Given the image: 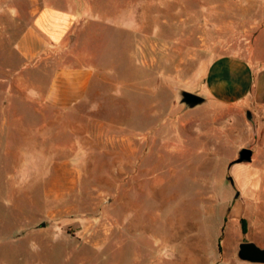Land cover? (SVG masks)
<instances>
[{"label": "rangeland", "instance_id": "rangeland-1", "mask_svg": "<svg viewBox=\"0 0 264 264\" xmlns=\"http://www.w3.org/2000/svg\"><path fill=\"white\" fill-rule=\"evenodd\" d=\"M35 1L0 0V264H263L234 254L264 249V133L180 92L200 96L221 55L264 66V0H149L148 56L136 30L101 25L93 91L66 111L31 95L41 75L15 52ZM112 1L99 9L137 0ZM242 148L251 160L237 163ZM253 173L258 190L242 197L236 182Z\"/></svg>", "mask_w": 264, "mask_h": 264}, {"label": "crops", "instance_id": "crops-1", "mask_svg": "<svg viewBox=\"0 0 264 264\" xmlns=\"http://www.w3.org/2000/svg\"><path fill=\"white\" fill-rule=\"evenodd\" d=\"M158 3L175 4L176 0H158ZM149 4V0L129 1L124 10L106 15L99 8L107 5L114 7L112 0L33 2L29 24L14 45L25 69L37 70L41 75L37 83L40 90H31V95L39 96L46 105L63 111L71 110L89 98L98 78L99 69L95 65L97 59L94 50L100 35L98 30L103 24H114L118 30L121 27L125 37L128 32L126 29L131 31V37L136 30L137 49L141 55L148 56L150 37L148 32H144V14L143 11L140 14V8ZM133 20L137 28H134ZM199 78V94L204 101L242 112L250 111L256 126L264 133V66L254 65L240 54H225L205 65ZM236 183L241 195L244 194L242 197H246V190H258V173L243 176ZM237 198L243 200L238 193L233 202ZM239 210L238 217L230 215L232 220L239 219L245 213L244 202L239 204ZM216 247L218 255L217 243ZM221 249L224 251V247L221 246ZM230 250L225 252L231 253ZM195 253H203V250L196 249Z\"/></svg>", "mask_w": 264, "mask_h": 264}, {"label": "water", "instance_id": "water-1", "mask_svg": "<svg viewBox=\"0 0 264 264\" xmlns=\"http://www.w3.org/2000/svg\"><path fill=\"white\" fill-rule=\"evenodd\" d=\"M180 102L188 108L198 106L203 103V98L186 91L180 92ZM244 117L246 122L255 131V122L250 111H244ZM252 151L248 148H242L238 153L237 163L249 162L251 160ZM235 258L241 261H248L251 263H263L264 264V249L258 248L254 243L249 241L240 242L237 246Z\"/></svg>", "mask_w": 264, "mask_h": 264}, {"label": "trees", "instance_id": "trees-1", "mask_svg": "<svg viewBox=\"0 0 264 264\" xmlns=\"http://www.w3.org/2000/svg\"><path fill=\"white\" fill-rule=\"evenodd\" d=\"M240 231L241 234H246L247 228H246V221L244 219H240Z\"/></svg>", "mask_w": 264, "mask_h": 264}]
</instances>
